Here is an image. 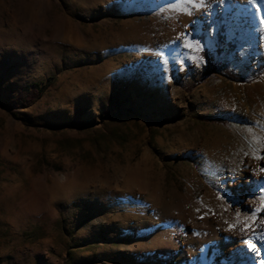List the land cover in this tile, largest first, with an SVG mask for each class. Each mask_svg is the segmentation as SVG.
Returning <instances> with one entry per match:
<instances>
[{
  "label": "rangeland",
  "instance_id": "374dc122",
  "mask_svg": "<svg viewBox=\"0 0 264 264\" xmlns=\"http://www.w3.org/2000/svg\"><path fill=\"white\" fill-rule=\"evenodd\" d=\"M261 3L0 0V264L264 260Z\"/></svg>",
  "mask_w": 264,
  "mask_h": 264
},
{
  "label": "snow or ice",
  "instance_id": "6c2138e0",
  "mask_svg": "<svg viewBox=\"0 0 264 264\" xmlns=\"http://www.w3.org/2000/svg\"><path fill=\"white\" fill-rule=\"evenodd\" d=\"M224 2H225V0H219V3H220V4H224ZM258 2H260V0H246V5H247V7H240V5L237 4V8H238L242 13H243V12H249V13H251L252 17H255L256 14L260 11V8L257 7V8L255 9V11H253V7H254L255 5H257ZM261 6L264 7V3H261ZM196 22H197V21H193V23H196ZM259 23H260V24H264V19H260V20H259ZM187 35L190 36L191 33H188ZM181 70H183V69H181ZM256 158L264 160V156H260V157H256ZM260 171H261V172H264V167H261ZM198 211H199V209H198ZM253 211H254V210H253ZM239 214H240L239 211H237V215H238V216H239ZM201 218H202V217H201ZM230 227H232V226L230 225ZM245 243L248 244V247H249L250 249L257 248L258 245H259L260 247H264V233H262L261 236L257 239V243L254 244V243H252V242H250V241H245ZM259 264H264V260H260Z\"/></svg>",
  "mask_w": 264,
  "mask_h": 264
},
{
  "label": "trees",
  "instance_id": "16d2710c",
  "mask_svg": "<svg viewBox=\"0 0 264 264\" xmlns=\"http://www.w3.org/2000/svg\"><path fill=\"white\" fill-rule=\"evenodd\" d=\"M33 95H34V94H33ZM116 99H117V98H116ZM114 100H115V98H113V97H106V98H105V102H107V103H109V104H113V101H114ZM75 117H76V118L79 117L78 112H76Z\"/></svg>",
  "mask_w": 264,
  "mask_h": 264
},
{
  "label": "crops",
  "instance_id": "0c3cea01",
  "mask_svg": "<svg viewBox=\"0 0 264 264\" xmlns=\"http://www.w3.org/2000/svg\"><path fill=\"white\" fill-rule=\"evenodd\" d=\"M234 32V34H236L237 33V30H233ZM217 33H218V31H216V33H215V35H217ZM213 35H214V33H210V37H211V39H213ZM203 36H204V34L203 33H200V40L202 41L203 40Z\"/></svg>",
  "mask_w": 264,
  "mask_h": 264
}]
</instances>
